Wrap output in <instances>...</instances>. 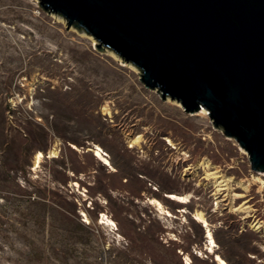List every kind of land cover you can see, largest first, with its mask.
Wrapping results in <instances>:
<instances>
[{"label":"rangeland","instance_id":"obj_1","mask_svg":"<svg viewBox=\"0 0 264 264\" xmlns=\"http://www.w3.org/2000/svg\"><path fill=\"white\" fill-rule=\"evenodd\" d=\"M67 27L39 0H0V264H219L199 211L229 264H264L248 153Z\"/></svg>","mask_w":264,"mask_h":264},{"label":"water","instance_id":"obj_2","mask_svg":"<svg viewBox=\"0 0 264 264\" xmlns=\"http://www.w3.org/2000/svg\"><path fill=\"white\" fill-rule=\"evenodd\" d=\"M186 112L205 108L264 173V0H39Z\"/></svg>","mask_w":264,"mask_h":264},{"label":"bare ground","instance_id":"obj_3","mask_svg":"<svg viewBox=\"0 0 264 264\" xmlns=\"http://www.w3.org/2000/svg\"><path fill=\"white\" fill-rule=\"evenodd\" d=\"M178 104H180L179 102H177ZM208 111L203 108L199 114H207ZM171 142V140H170ZM94 152L96 154V156L105 164H110L111 165V162L109 160V158L107 157V154L105 152V150L100 146V145H97L94 149ZM43 153L42 152H38V155H37V165L38 163L40 162V158L42 157ZM211 174H216V171H213L211 172ZM262 175H264V173H262ZM216 178H220L221 175L220 174H217L215 175ZM217 185L218 186H221L219 187L220 189H225L227 183L225 182V180H217ZM169 196L172 198V199H175L177 201H181V202H187L189 200V196L188 194H176V193H169ZM151 202L152 203H155L157 206H159V208L163 209V205H162V202L159 201L158 199H151ZM170 214V212H168ZM106 216V215H105ZM194 217L201 223L204 224V226H206V232H207V238L209 239V242L207 244V249L209 250V252L211 253H215V256H216V260L218 261L219 264H229L228 261L222 256L220 255L219 253H216V247H217V242H216V239H215V236L213 234V231L209 225V222L207 220V218L205 217V215L203 214V212L199 211V212H196ZM261 226V224H259V222H256L254 223V228L258 229L259 227ZM187 259H190L189 257Z\"/></svg>","mask_w":264,"mask_h":264}]
</instances>
